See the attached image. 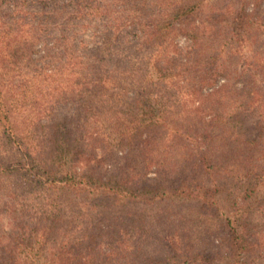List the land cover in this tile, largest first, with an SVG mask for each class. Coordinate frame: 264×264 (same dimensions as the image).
<instances>
[{
	"label": "trees",
	"instance_id": "16d2710c",
	"mask_svg": "<svg viewBox=\"0 0 264 264\" xmlns=\"http://www.w3.org/2000/svg\"><path fill=\"white\" fill-rule=\"evenodd\" d=\"M201 1H176L165 15L156 17L147 38L159 43L161 32L173 30L174 24L189 19ZM57 3L76 13L60 28L59 35L67 41L72 39L67 36L71 26L81 25L90 15L99 16L106 4L105 0H0V9L8 22L0 25V213L4 212L10 227H14V234L0 233V264H110L109 257L113 255L123 259L112 261L116 264H254L252 254L257 249L252 238L257 233L253 231L256 227L250 213L257 189L264 184V164L260 161L264 158V124L257 121L256 136L247 135L255 126L243 116L248 115L250 101L264 104L263 90L259 89L262 87H247L242 96L237 92L228 109L207 114L209 128L218 129V141L232 145V153L213 149L209 133L200 135L186 129L180 136L186 140L188 155L180 159V165L171 167L172 174L169 172L162 179L161 173L154 171L158 176L153 178L154 183L144 180L148 172L135 167L130 156L123 157L115 171L102 170L105 158L71 145V138L63 135L67 126L56 122L55 114L50 117V128L51 138L56 136V141L52 144L49 137L40 136L43 108L31 97V86L25 87L32 81L46 79L44 66L31 52L34 42L49 33L51 26H55L52 30H59L55 19ZM226 26L229 31L221 49L224 56L210 55L211 61L218 59V67L210 62L204 75L223 72L230 57L224 48L246 38L245 18H230ZM195 30L197 27L187 32L193 36L197 34ZM97 52L93 56L100 62L102 58L96 57ZM88 61L89 58L80 61L83 68L90 67L92 63ZM26 64L33 66L28 74L23 72L28 68ZM207 64L208 61L204 67ZM74 73L82 76L80 71ZM76 80L82 84L85 79ZM99 80L97 77L95 83ZM252 94L256 95L254 100ZM55 105L49 107L51 112ZM194 110L198 112L199 106ZM157 115L143 118L147 129L156 125ZM120 128L130 131L131 138H139L143 132L140 124L137 131L128 123H122ZM136 144L131 143L130 149L135 150ZM109 145V151L115 152ZM236 153L240 161L232 162ZM227 164L242 168L236 179L224 173L228 169L231 172L232 167ZM43 195L49 199L48 206L53 205V211L31 213L23 200L26 197L41 203ZM139 204L159 207L157 211L140 214L131 207ZM66 209L76 214L75 220L83 214L85 225L81 221L78 225L82 233L77 238L65 236L55 245L45 246L59 229L57 225L64 221L65 226L72 228L74 215L65 218ZM45 212H51V217H43Z\"/></svg>",
	"mask_w": 264,
	"mask_h": 264
},
{
	"label": "rangeland",
	"instance_id": "374dc122",
	"mask_svg": "<svg viewBox=\"0 0 264 264\" xmlns=\"http://www.w3.org/2000/svg\"><path fill=\"white\" fill-rule=\"evenodd\" d=\"M176 1L178 0H105L106 4L99 16L97 13L95 16L90 15L81 25L70 27L67 33L72 38L70 41L59 35L60 28L69 16L71 18L76 13L72 8L66 9L57 3L55 19L59 23V30H52L55 26H51L49 33L47 31L34 42L31 52L34 58L39 59L41 66H44L42 68L46 79L32 81L25 86H31V97L36 98L38 107L40 105L43 108L40 114L43 116L40 136L49 137L52 144L56 141V136L51 138L53 129L50 128V117L55 114L56 122L62 121L63 126H67L64 128L66 133L63 134L65 131L62 129L61 133L71 138V145L82 148L86 153L94 151L96 155L105 158L100 169L115 171L123 161L122 158L130 156L135 167L148 172L144 180L149 183H154V177L158 178L154 171L161 173L159 179H162L170 172L171 167L173 169L174 165H180V159L188 155V149L184 146L186 140L180 136L186 129L191 133L195 130L200 135L209 133L213 149L232 153V145L226 146L224 142L218 141V129L209 128L207 114L228 109L237 92L242 96V90L247 87L254 90L255 85H260V92L263 90L264 94V0H202L189 19L181 24H174L173 30H163L159 43L154 39L150 42L147 37L154 28L156 17L165 15L175 6ZM0 18L1 26L8 23L7 18L3 17V9H0ZM230 18H245L246 38L224 48L230 57L223 72H215L217 74L214 75L211 72L212 76L204 75V70L211 66L210 62L218 67V59L211 61L210 55L218 53L219 56H224L221 49L229 31L226 24ZM194 27L198 31L195 30L197 34L191 36L187 30ZM96 51L99 53L95 56L102 58L100 62L93 56ZM79 55L83 59L89 58L88 63H92L90 67L83 68L80 62L83 59H78ZM207 61L208 64L204 67ZM30 68L33 66L28 65L23 72L28 74ZM75 71H80L82 76L75 74ZM78 77L85 79L82 84L77 83ZM97 77L100 80L95 83ZM206 78L208 79L205 80ZM255 97V94L251 95L253 100ZM54 104L56 105L51 112L49 107ZM250 104L248 115L243 118L252 127L255 126V132L251 129L247 135L256 136L257 124L261 121L264 124V104H259V100L254 103L250 101ZM196 106H199L198 112L194 110ZM156 113V125L147 129L144 125L147 122L142 121L143 118ZM122 123L136 127L135 131L140 124V130L143 131L141 137L131 138L130 131L120 128ZM73 124L77 127H73ZM159 126L164 128L160 131L155 129ZM42 127L46 128L42 130ZM166 134L169 135L164 138ZM262 135L264 136V130ZM145 137L148 138L146 142L142 140ZM131 143H137L135 150L130 149L133 148ZM109 144L115 152L109 151ZM197 145L198 143L196 147ZM260 154L261 152L257 156ZM253 155L256 157V154ZM235 157L232 162L240 161L237 153ZM260 161L264 164V158ZM145 163L148 167H145ZM227 165L232 167L231 172L228 169L229 174L226 171L224 173L229 178L236 179L242 168ZM254 198L256 200L252 201L250 217L252 225L256 227L253 231L257 235L252 238V242H255L257 250L252 255L254 264H264V184L257 189ZM23 202L28 204L27 208L31 209V213L53 211V205L48 206L49 199L45 195L42 196L41 203L26 197ZM140 205H132V210L147 214L157 211L159 207ZM3 213H0V233L14 234V227H10L7 215ZM50 213L45 212L43 217H51ZM63 214L68 219L74 215L72 228L65 226L63 221L62 225H57L59 229L48 238L45 246L51 247L65 236L77 238L82 233L78 231V225L80 221L85 225L83 214L77 220L76 214L70 209L63 211ZM27 223L30 225V220ZM181 245L180 241L179 246ZM109 259L110 264L123 261L115 255Z\"/></svg>",
	"mask_w": 264,
	"mask_h": 264
}]
</instances>
